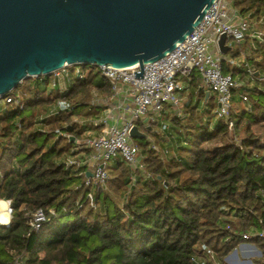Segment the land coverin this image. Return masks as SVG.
<instances>
[{"label": "trees", "instance_id": "obj_1", "mask_svg": "<svg viewBox=\"0 0 264 264\" xmlns=\"http://www.w3.org/2000/svg\"><path fill=\"white\" fill-rule=\"evenodd\" d=\"M226 1L262 21L264 30V0ZM246 47L245 38L225 55L237 57ZM258 50L250 49L247 62L264 75V49ZM222 71L241 73L224 61ZM189 84L183 114L170 118L165 146L159 144L168 154L160 156L139 139L143 171L136 172L134 182L115 160L106 189L96 191L84 187L80 170L61 157L74 147L70 137L80 139L94 129L91 121L101 107L90 103V90L108 94L103 78L92 70L74 81L68 89L71 108L39 121L44 130L36 118L45 115L55 95L39 79L23 80L6 95H18L21 109L0 100V200L11 208L8 224H0V264H12L21 254L24 264H193V258L205 255L203 246L223 262L243 243L254 244L262 253L254 261L264 264V241L243 238L264 227L259 223L264 218V83L245 88L249 110L230 111L231 134L215 119V102L206 98L197 73ZM238 101L234 96L232 104ZM74 117L84 120L74 122ZM90 191L94 209L87 200ZM38 209L46 219L32 231L28 222Z\"/></svg>", "mask_w": 264, "mask_h": 264}, {"label": "built area", "instance_id": "obj_2", "mask_svg": "<svg viewBox=\"0 0 264 264\" xmlns=\"http://www.w3.org/2000/svg\"><path fill=\"white\" fill-rule=\"evenodd\" d=\"M249 14H240L230 2L215 0L206 10L199 24L175 48L161 59L144 64L142 77H134V71H140L138 65L129 68H114L111 66H93L86 68L81 65H65L49 75L33 77L39 79L41 87L55 95L54 101L47 106L45 115L36 119L38 129H45L39 121L59 111L71 108L68 101V89L76 80L85 79L92 70L107 84L109 93L101 94L96 88L90 90V103L101 107L100 113L91 121L94 127L91 132H85L80 139H74V147L64 155L63 163L66 166L80 170L83 176V185L92 190H105L106 183L111 177L109 166L115 160H120L129 170L132 183L135 174L143 171L140 148L130 136V130L137 123L151 136L148 147L160 156L168 154L159 144L168 137L170 118L181 117L184 109L183 95L188 94L184 84L190 81L193 72L200 77V88L205 91L206 98L213 97L215 101V119L227 124L228 130L233 123L229 120L232 108L234 91L239 89L238 79L231 73H223L222 61L228 66L239 67L240 71L250 82L264 83V75L258 72L247 62L249 56L239 51L237 57L221 54L218 40L225 35L224 45L240 47L245 38H251V50L264 49V30L254 29V22ZM262 22V21H261ZM261 22L257 24H261ZM250 109V103L245 88L236 96ZM4 104H12L22 108L20 97L5 96L0 99ZM183 108V109H182ZM57 134L60 132L56 129ZM86 150V151H85ZM88 204L96 208L93 192L87 194ZM7 202L10 217L11 208ZM53 213L52 210L49 211ZM46 216L43 210L38 209L30 215L29 227L38 231ZM264 225V218L259 219ZM252 237L264 241V227L257 232L243 235L244 239ZM248 253L261 258V251L252 243H243L224 257L223 262L216 259L212 250L202 247L205 255L193 258V264H255L251 260L239 261L236 253ZM12 264H24V255H16Z\"/></svg>", "mask_w": 264, "mask_h": 264}, {"label": "water", "instance_id": "obj_3", "mask_svg": "<svg viewBox=\"0 0 264 264\" xmlns=\"http://www.w3.org/2000/svg\"><path fill=\"white\" fill-rule=\"evenodd\" d=\"M214 1L0 0V99L65 65H138L133 75L141 78L142 66L171 52ZM224 42L222 34L223 55ZM130 136L145 138L136 126Z\"/></svg>", "mask_w": 264, "mask_h": 264}, {"label": "rangeland", "instance_id": "obj_4", "mask_svg": "<svg viewBox=\"0 0 264 264\" xmlns=\"http://www.w3.org/2000/svg\"><path fill=\"white\" fill-rule=\"evenodd\" d=\"M260 25L259 24H255L253 27H254V29L256 28H261V27H259ZM247 40H248V43H250L252 40H251V38L250 37H247L246 38ZM249 45V44H248ZM233 49H235V48H233ZM242 73H240V75L239 74H237V75H239L238 76V84H240L241 86H239V89H240V87H245V88H253V86H255L256 84L255 83H250V81H249V79H246L245 77H243L242 75H241ZM237 75H236V77H237ZM35 80L34 78H30V80ZM21 89H23V86H21L20 87ZM43 96H46L45 94H41V97H43ZM188 101V94H185V95H183V100H182V105H184L186 102ZM192 101H195V97H193L192 98ZM0 105H1V102H0ZM243 106H244V104L242 103V102H237V103H233L232 104V108H231V112H234L235 110H242L243 109ZM183 109V108H182ZM100 113V112H99ZM183 114V110H182V112H181V115ZM82 120H84V119H78V118H76V117H74L73 119H72V121H80V122H82ZM231 132H232V129L230 130V134H231ZM144 136H145V138L143 139L145 142H148L149 140H150V138H151V136L149 135V133L148 132H146V131H142L141 132ZM233 136V135H232ZM82 138V137H81ZM133 141L135 142V143H139L140 142V140L139 139H133ZM62 145H63V143H61L60 145H59V147H62ZM215 145H217V144H214V146L213 147H215ZM209 147H211V146H209ZM66 153L64 152L63 153V155H62V157H61V159H63L64 158V155H65ZM236 253H237V257H238V260L239 261H243V260H251V262L252 263H255V264H259V263H256L254 260L255 259H259V258H254V257H256L255 255H250V254H248V253H243V256L241 255V253L239 252V250L238 249H236ZM242 264H245V263H242Z\"/></svg>", "mask_w": 264, "mask_h": 264}, {"label": "bare ground", "instance_id": "obj_5", "mask_svg": "<svg viewBox=\"0 0 264 264\" xmlns=\"http://www.w3.org/2000/svg\"><path fill=\"white\" fill-rule=\"evenodd\" d=\"M9 221V214L7 209V202L0 200V224L7 225Z\"/></svg>", "mask_w": 264, "mask_h": 264}, {"label": "crops", "instance_id": "obj_6", "mask_svg": "<svg viewBox=\"0 0 264 264\" xmlns=\"http://www.w3.org/2000/svg\"><path fill=\"white\" fill-rule=\"evenodd\" d=\"M252 21L254 22L253 24H257V23L254 21V19H253ZM248 44H249L248 47H246V48L243 49V50H239V51H243V52H245L246 54L249 55V52H250V49H251V48H250L251 43H248ZM241 73H242V72H241ZM242 74H243V73H242ZM242 74H241V75H242ZM239 75H240V74H239ZM239 75H237V78H238ZM235 76H236V75H235ZM242 76L245 77L244 74H243ZM245 78H246V77H245ZM246 79H247V78H246ZM250 83L252 84L253 82H250ZM183 86H184V88L186 89V92L189 93V92H190V89H191V88H190V84H189V82H188V83H185ZM244 88H245V87H244ZM239 91H240V90H239ZM239 91H238V92H239ZM236 94H237V93H236ZM236 94H234L235 97L237 96ZM210 97H211V96H210ZM212 98H213V97H212ZM213 101H214V98H213ZM214 102H215V101H214ZM89 132H91V131H89ZM161 144H163V143L161 142ZM164 144H165V143H164ZM164 144H163V146H165Z\"/></svg>", "mask_w": 264, "mask_h": 264}]
</instances>
